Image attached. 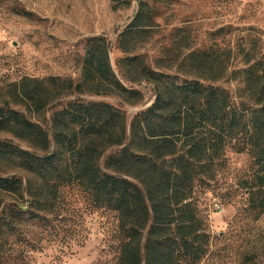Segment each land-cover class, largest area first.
Masks as SVG:
<instances>
[{"label":"trees","instance_id":"trees-1","mask_svg":"<svg viewBox=\"0 0 264 264\" xmlns=\"http://www.w3.org/2000/svg\"><path fill=\"white\" fill-rule=\"evenodd\" d=\"M143 5L117 36L123 52L147 35ZM246 31L225 50H191L162 70L133 54L134 79L118 77L107 44L92 38L78 84L54 77L8 84L10 98L0 105V134L10 137L0 140V205L4 196L26 199L29 209L50 213L59 190L77 188L114 214L115 256L106 264H201L209 249L207 193L264 216V44ZM233 32L243 29L211 36ZM134 81L151 86L153 101L130 121L114 106L79 99L112 96L135 107L142 95ZM232 153L249 164L223 191Z\"/></svg>","mask_w":264,"mask_h":264},{"label":"rangeland","instance_id":"rangeland-1","mask_svg":"<svg viewBox=\"0 0 264 264\" xmlns=\"http://www.w3.org/2000/svg\"><path fill=\"white\" fill-rule=\"evenodd\" d=\"M140 3L151 18L145 27L147 35L136 46L125 45L128 52H123L117 36ZM227 26L243 32L211 36ZM248 28L254 29L264 44V0H0V105L10 98L8 84L22 77H54L78 84L82 59L92 38L105 41L109 63L118 77L124 74L134 79L128 65L133 54L143 56L151 68L159 65L161 69L171 59L177 64V56L191 50H225L239 42L238 35H244ZM122 83L131 86L125 78ZM132 85L142 95V102L135 107L112 96L79 99L114 106L130 121L153 101L149 84L134 81ZM222 86L233 94L237 90L233 83ZM7 138L0 134V140ZM228 162L230 167L219 182L223 191L235 182L236 170L249 164L244 156L234 153ZM57 197L50 213L29 209L26 199L18 203L3 197V264H106L115 256L114 214L94 207L77 188H62ZM206 197L202 208L207 213L209 249L201 264H264V216L244 214L242 205L221 203L211 193Z\"/></svg>","mask_w":264,"mask_h":264}]
</instances>
